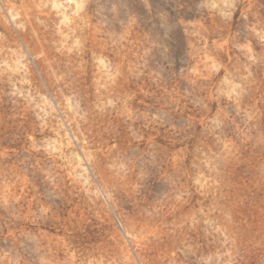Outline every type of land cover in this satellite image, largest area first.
I'll use <instances>...</instances> for the list:
<instances>
[{
    "label": "rangeland",
    "instance_id": "1",
    "mask_svg": "<svg viewBox=\"0 0 264 264\" xmlns=\"http://www.w3.org/2000/svg\"><path fill=\"white\" fill-rule=\"evenodd\" d=\"M0 264H264V0H0Z\"/></svg>",
    "mask_w": 264,
    "mask_h": 264
}]
</instances>
